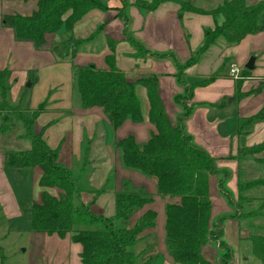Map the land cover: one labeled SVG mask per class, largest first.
Wrapping results in <instances>:
<instances>
[{
	"label": "trees",
	"instance_id": "16d2710c",
	"mask_svg": "<svg viewBox=\"0 0 264 264\" xmlns=\"http://www.w3.org/2000/svg\"><path fill=\"white\" fill-rule=\"evenodd\" d=\"M164 3L177 5L179 17L185 12H191L221 15L223 18L221 24H215L214 28L204 31L202 46L184 63L176 62L171 53H150L154 59L173 60L176 67L175 77L179 85L184 84L183 72L195 65L200 56L219 39L228 45H237L245 36L259 33L263 29L261 20L264 16V0L254 4H249L248 0H225L211 11L200 10L182 0H138L136 5L143 13H147ZM125 7L126 5H123L117 17L122 19L124 27L127 28ZM106 10L107 6L101 0H38L37 9L30 16L4 15L1 21L3 26L12 29L16 41L32 43L34 48L39 50L45 42V35L57 33L60 29L70 32L91 11ZM95 34L96 32L93 36ZM93 36L85 39L70 36L54 45L51 52L60 59L69 60L71 77L81 107L102 108L113 130L120 127L126 119L135 123L143 120L142 103L137 89L145 90L149 105L148 121L156 133L141 146L135 143L133 137L128 136L114 142V148L119 151L120 162L124 168L155 178L157 196L178 200L176 203L166 204L164 208V233L168 256L174 264H230L231 250L222 241V230L220 226L214 230V221L212 223L210 221L209 199V180L212 177H219V193L227 203L234 204L225 185L229 174L226 170L217 168L215 159L193 144L183 129L184 119L196 106L188 104L192 90L211 83L217 78L218 73L186 87L181 94L174 96V102L181 109V113L176 123L172 125L159 98L157 79L154 76L128 82L115 67L113 54L105 57L108 70H99L93 65L74 64V58L81 47ZM130 40L139 46V42ZM107 44L110 51L114 52L116 43L107 39ZM250 73L243 68L242 79L235 81L237 101L260 91L258 87L248 93L240 92L242 81L250 77ZM8 77L9 72L0 71V133L4 135L12 128L8 124L9 128L5 130L9 116H3V112L6 108L15 110L12 118L22 123V138L30 147L24 151L9 152L6 165L16 170L38 168L41 172L37 182L40 188L39 199L33 202L29 209L30 232L57 235L60 238L68 235L72 243L81 246L79 254L81 264H150V259L145 256V250L136 254L133 248L141 242L140 235L154 227L156 214L153 211L145 212L133 226H130V218L144 205L151 203L153 197L142 189L132 188L127 182H123L121 191L115 194V215L105 218L94 214L90 207L101 191L85 190L94 197L88 204L82 202L81 193L84 191L80 187L81 178L59 162L58 148L49 147L43 138V131L38 134L34 132V121L44 111L45 103H41L36 111L25 110L20 105L14 108L9 106ZM33 79L35 80V77ZM221 105L222 103L213 104L215 107ZM262 120L264 108L243 120L239 131ZM262 153L264 142L252 147L239 148L236 159L241 161ZM260 187H264V177L248 182H242L240 179L238 181L240 196L242 192ZM51 191H56L57 195H53ZM234 217L226 215L216 221L222 224L224 220ZM213 236V239L219 241L218 250L221 251L217 262L207 260L201 253V248ZM248 240L253 255L264 264V237L253 235ZM143 259L145 260L142 261Z\"/></svg>",
	"mask_w": 264,
	"mask_h": 264
},
{
	"label": "crops",
	"instance_id": "0c3cea01",
	"mask_svg": "<svg viewBox=\"0 0 264 264\" xmlns=\"http://www.w3.org/2000/svg\"><path fill=\"white\" fill-rule=\"evenodd\" d=\"M37 1L0 0V71L9 72V92L18 93L22 88L32 90L38 87L37 91L40 94L43 91H57L60 93L62 88L60 90L57 89L62 85V79L69 83L66 89L72 88V85L75 86L71 77L70 62L66 59L58 58L51 52V48L69 35L81 39L93 36L95 32L86 37H77L75 34H86L90 28L93 29L92 24L99 20V22H103L99 30V35H102V38L99 41L95 40L96 31L92 39L77 53L74 58V64L78 66L93 65L96 69L107 70L105 57L113 54L116 67L127 75L126 80L128 82L132 83L141 78L154 76L157 79L159 98L172 125L176 123L181 113V109L174 102V96L181 94L186 87L202 82L209 78L210 75L218 73L219 76L211 83L192 90L188 104H195L196 106L193 107L191 114L183 121V129L190 137L192 143L214 158L217 168L226 170L230 175L226 186L233 194V207L227 204L219 193L218 178L212 177L209 180L210 221L211 223L216 221L221 215H233L239 206L238 201L241 199L249 198L250 200L247 202L251 204L257 201L256 197L240 196L238 181L239 179L245 181L243 179V170L250 165L249 162L253 160L259 161L258 159L260 158H258V155L241 161L236 158L239 148L252 147L264 142V120L256 121L239 131V126L243 120L257 114L264 108V16L261 20L262 31L245 36L237 45H228L222 39H219L215 45L200 56L195 65L183 72L184 84L179 85L175 77L176 67L173 60L154 59L150 56V53H171L174 55L176 62L184 63L202 46L204 31L212 29L215 24L219 25L223 22L221 15L211 16L185 12L179 17L177 5L164 3L154 11L144 14L132 9L130 11L131 19L127 17L129 27L125 28L122 19L117 17L119 10L123 7L120 0H101L107 6L106 11L90 12L75 25L71 33L60 29L57 33L46 35L43 46L36 50L32 43L16 41L12 29L3 26L1 18L4 15L30 16L37 9ZM182 1L191 4V1ZM201 1H212L214 7H209V9L194 7L203 11H211L220 6L225 0ZM260 1L262 0H248V3L254 4ZM124 36L139 42L148 51L147 57L131 56L134 53L133 49H131V52L123 51L125 49L123 45L128 44L125 42ZM107 39L116 43L114 52H111L109 47H107ZM98 48H100V52L95 54ZM251 56L254 58L253 70L250 71V77L242 81L240 92L248 93L258 87H260V91L257 94L245 96L237 101L235 98L236 82L228 76L229 66L234 64L242 72ZM34 77L35 80L33 79ZM138 94L143 98V120L135 123L126 119L116 130L111 128L107 115L100 107L83 109L80 107L79 102L78 107H71L73 105L72 100L67 96L63 97L65 102L55 108L58 112H69L73 118H76L81 123V126L88 128L91 133L89 139L93 141L94 146L99 143L97 144L99 149L93 150V156L102 155L104 159L95 165L97 177L89 183L91 184V189L101 188L105 184L107 176H109L111 180L112 177L114 178V184L108 183L107 188H109V191H112V186L114 188L113 194H107L106 197L109 195L114 197V194L120 191L124 181L129 182L135 189H143L153 197L151 203L144 205L132 215L130 224L133 226L147 211L155 212L154 227L145 230L140 236L146 239L152 254H160L163 264H174L166 251L164 208L166 204L176 203L178 200L157 196L155 178L146 177L140 173L125 169L120 163L118 151L113 148L114 142L128 136L133 137L135 143L141 146L155 133V128L147 119L149 105L145 92L143 89H139ZM228 99L229 102H227ZM37 102H39V99H37ZM220 103L222 105L219 107L213 106V104ZM44 111L40 113L36 120L41 115H44ZM36 120L34 122V132L38 134L43 131V138L47 142V136L45 137L44 135L48 125L38 126ZM100 121L105 124L106 131L105 133H94L95 126ZM109 130L110 133H108ZM76 139L78 141L75 142V153L78 156L75 154L74 157L77 159V157H80L82 140H80L79 136ZM60 145L61 143L55 148L49 147L51 149L58 148V160L61 163L64 159L61 156ZM5 163V156L0 153V206L5 219L15 220L21 214L14 191L5 172V169H7ZM88 195L87 193L82 194L81 198L85 204L91 200ZM101 196L97 197L91 206V211L96 215H103L99 213L100 210L95 213L98 203L105 197V195ZM260 207V211H262L264 199ZM249 213L248 216L250 217L260 218L258 217L260 216L259 210ZM235 219L237 218L234 217L227 220L234 222ZM220 226L222 239L227 240V237H225L226 227L223 226V223ZM237 236L239 237V234ZM30 237L34 244L37 243L42 247V249L38 248V250L33 248V252L35 257L37 255L40 256L44 261L43 264H81L79 258L81 246L72 243L68 235L60 238L57 235L31 232ZM248 238L249 234L247 235ZM201 253L204 257L211 259V261L217 260L218 247L216 242L211 241L203 246ZM30 264H38V262L32 261Z\"/></svg>",
	"mask_w": 264,
	"mask_h": 264
},
{
	"label": "rangeland",
	"instance_id": "374dc122",
	"mask_svg": "<svg viewBox=\"0 0 264 264\" xmlns=\"http://www.w3.org/2000/svg\"><path fill=\"white\" fill-rule=\"evenodd\" d=\"M137 1L138 0H122V1L120 0L122 5H126L125 11L129 19H131L130 11L132 9L136 10L137 12H140L141 14H144L143 11L136 5ZM144 1H150V0H144ZM186 1H191V4L193 6L203 7L204 9H209V7H214L212 1L211 2H207V1L202 2L201 0H186ZM101 23L103 22H99L98 20L92 24L93 29L90 28V30L86 34H81V35L75 34V35L77 37H86V36H89L91 33L97 31L95 40L99 41L102 38V35H99V30H98L101 26ZM68 33H71V31ZM70 36L74 37L72 35H69L68 37ZM124 37H125V42H127L128 44L123 45V47L125 48L123 49V51L131 52V49H133L134 53L131 54V56H137V57L141 56L142 58L147 57V50H145L140 44L139 46L134 45V43L131 42L130 38L126 36ZM99 52H100V48L96 49L95 54ZM250 58H253V57L251 56ZM114 65L116 67L115 58H114ZM120 72L124 75L126 79L127 75L122 71ZM67 86H69V83L65 82L64 79H62V85L58 87L57 89V90H60L62 88L61 89L62 92L60 93H58L57 91H43V88H42L43 92H41L40 94V92L37 91L38 87L35 89L33 88L32 90L27 89V88H22L20 92L18 93L10 91L7 97V103L12 108H14L16 105H20L21 107H23V109L28 110V111H36L38 109L37 106H39V104L45 103L44 115H41L40 118L36 120V124L38 126L48 125L46 126L47 129L45 131L44 136L45 137L47 136V139H48L47 143L49 144L51 148H55L58 146V144L61 143L60 151H61V156L64 159L63 162L61 161V163H63V165L66 168L72 170L75 176L81 178L80 187L84 191L81 193V197L83 193H87L89 194L88 198H91L89 202H91L94 196L85 190H93L90 188L91 184L89 183L92 180L94 181L95 177H97V168L95 165L99 163L100 161H102L104 157L98 154L93 156V150L99 149L97 148V144L99 143L95 144L94 146L93 141H90L89 135L91 133L87 127L81 126V123L77 121L76 118H73V116H71L69 112L62 113L56 110L55 107H58L59 105L63 104L65 102V99L63 97H67V96H69L72 100L73 105L71 107H78L77 106L78 102L81 107V103L79 100V96L76 93L75 86L72 85V88L66 89ZM139 89L140 88L137 89L138 92H139ZM143 91L145 92L144 89ZM145 97H146V92H145ZM139 98H140L142 105H144L143 98L140 96ZM37 99H39V102H37ZM146 100H147V97H146ZM148 109H149V106H148ZM14 112L16 111L12 109H7V108L3 112V116L5 115L9 116L8 117L9 121L6 122L7 124L5 125L6 126L5 130L9 128L8 124H10L9 126L12 127L11 129H8L9 132L4 135L0 133V153H2L3 156H5V159L9 152L24 151V150L29 149L30 147L29 143L22 138V135H23L22 123L19 120L17 119L14 120L12 118V116L15 115ZM0 127H1V118H0ZM105 131H106L105 124L101 121L98 122V124L95 126L94 133L95 132L105 133ZM108 133H110V130L108 131ZM77 136H79L80 140H82V144H81L80 157H77L76 159L74 155L76 154L75 153V142L78 141L76 139ZM113 148H114V144H113ZM114 150L116 149L114 148ZM76 156L78 155L76 154ZM119 158H120V154H119ZM250 158L252 157H248L244 160H248ZM258 158H260L258 159L259 161L253 160L252 162H249L250 165H248V167L244 168L243 170L244 178L243 177L242 178L246 182L250 180H257V179L264 177V155L259 154ZM5 166H7L6 163H5ZM6 168L7 169H5V172L7 173L8 180L10 181L11 187L14 191V195L17 200L21 215L15 220H7L5 219V216L3 215L2 213L3 211L1 210V206H0V264H30L32 261L38 262V264H43L44 261L40 258V256L37 255L35 257L34 255L33 248H36L38 250V248L42 249V247L41 245L37 243L34 244V242L31 240V237H30L31 232H30V227H29V209L32 203L35 201H38L39 199L40 188L37 185V182L41 175V172L38 168H24V169H19V170L9 168V167H6ZM216 178H219V177H216ZM113 179H114L113 177L111 180L110 177L107 176V179L105 180V184L101 188L96 189V191H101L97 195V197H102L101 195H105V197L102 200H100V202L98 203L95 213L97 210H100L99 213H102L103 215H99V216H102L105 218L112 217L113 215H115V194L116 193L114 194V197H112V195H109L108 197H106L107 194H111L113 191V188H114L113 186H112V191H109V188H107L108 183L111 182L112 185L114 184ZM241 181L244 182L243 180ZM124 182H127V181H124ZM127 183L131 186L129 182ZM226 190L229 191L230 197L233 200V194L231 190L227 188V186H226ZM51 193L53 195H57L56 191H51ZM241 196L256 197L257 201L254 202L253 204L247 202L248 200H250L249 198L238 201L239 206L237 210H235V213L233 214L237 219H235L234 222H229L227 219L222 222L223 226L226 227L225 237H227V240H228L227 241V240L222 239V241H224L231 250L232 257H231L230 264H261V262L252 253L251 243L247 239V235L249 234V237L253 235H260L264 237V208L262 209V211H260L261 202L264 199V187L255 188L249 191L242 192ZM96 199L93 201L91 206L94 204ZM89 202H87L86 204H88ZM229 205L233 207L234 204L233 205L229 204ZM258 210L260 212V216H258L260 217L259 219H255L254 217L248 216L250 214L249 212L253 213V212H257ZM223 216H226V215H221L220 217H223ZM218 226H220V224L214 221L213 222L214 230H216V227L218 228ZM237 234H239V237L237 236ZM213 238L214 236L209 240V242L211 241L216 242L217 247L219 248V241ZM147 244L148 242L146 241V239L142 238L141 242H139L133 248L134 253L137 254L145 250L146 251L145 256L148 259H150V264H163V260L160 254L158 253L152 254V251L148 250V246L150 245H147ZM220 253L221 251L219 249L218 258L214 262L219 261ZM205 258L207 260H211L208 257H205ZM232 259H233V262H232ZM144 260L145 259H143L142 261Z\"/></svg>",
	"mask_w": 264,
	"mask_h": 264
},
{
	"label": "built area",
	"instance_id": "2783aa9c",
	"mask_svg": "<svg viewBox=\"0 0 264 264\" xmlns=\"http://www.w3.org/2000/svg\"><path fill=\"white\" fill-rule=\"evenodd\" d=\"M229 78H231L232 80L234 81H237V80H241V71L239 70V68L234 65V64H231L229 66V74H228Z\"/></svg>",
	"mask_w": 264,
	"mask_h": 264
},
{
	"label": "water",
	"instance_id": "95a60500",
	"mask_svg": "<svg viewBox=\"0 0 264 264\" xmlns=\"http://www.w3.org/2000/svg\"><path fill=\"white\" fill-rule=\"evenodd\" d=\"M253 64H254V58H250L248 60V62L245 64V69H247L248 71H252L253 70ZM229 102V100H228Z\"/></svg>",
	"mask_w": 264,
	"mask_h": 264
}]
</instances>
